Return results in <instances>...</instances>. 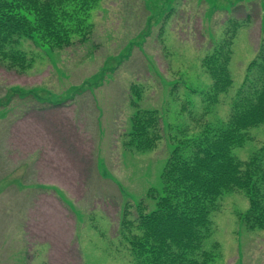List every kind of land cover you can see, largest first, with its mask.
<instances>
[{"label": "rangeland", "instance_id": "1", "mask_svg": "<svg viewBox=\"0 0 264 264\" xmlns=\"http://www.w3.org/2000/svg\"><path fill=\"white\" fill-rule=\"evenodd\" d=\"M89 14L88 40L52 49L21 38L31 68L0 64V264H134L120 227L138 205L154 207L148 193L161 188L172 145L135 148L132 116L157 109L169 129L208 109L225 119L264 39V0H100ZM228 33L232 84L209 106L202 61ZM60 126L77 127L74 165L37 148L51 127L67 142ZM248 136L233 149L240 159L262 146L264 124ZM247 207L242 191L219 197L206 241L219 243L214 264H264V228L243 224Z\"/></svg>", "mask_w": 264, "mask_h": 264}, {"label": "trees", "instance_id": "2", "mask_svg": "<svg viewBox=\"0 0 264 264\" xmlns=\"http://www.w3.org/2000/svg\"><path fill=\"white\" fill-rule=\"evenodd\" d=\"M99 1L0 0V64L18 71L31 68L33 59L15 47L21 38L52 49L88 40L87 18ZM237 24L233 21L229 28L235 30ZM230 33L202 61L212 79L209 89L200 91L209 106L217 104L232 84ZM260 42L225 119L207 118L208 109L169 129L157 109L138 110L132 116L129 143L135 148L154 149L162 138L172 145L161 188L148 193L154 207L147 211L138 205L136 221L123 219L120 227L129 240L134 264H214L219 243L208 246L206 241L210 215L225 192L242 191L248 199L243 224L264 228V142L246 159L233 153L249 139V128L264 124V39Z\"/></svg>", "mask_w": 264, "mask_h": 264}, {"label": "crops", "instance_id": "3", "mask_svg": "<svg viewBox=\"0 0 264 264\" xmlns=\"http://www.w3.org/2000/svg\"><path fill=\"white\" fill-rule=\"evenodd\" d=\"M60 127L64 128V134L68 131L72 135L68 139L67 142L62 141L66 137L64 136L63 138V133L60 129L51 127V128L43 129L46 131H42V133H47L48 137L47 139L45 138V140L43 139V141L39 143V145H37V148L42 153V155L45 156L46 158H50L49 156L52 155L54 161L60 162V161L69 160L74 165L73 160H74L75 155L73 151H71V147L76 143V138L79 139L77 135L78 133L76 129L77 127L76 126H68V127L60 126ZM32 130H33L32 133H34L35 129L33 128ZM36 131L39 132V129L36 128ZM61 141L62 143H60ZM56 167H58V165L56 164L53 165L54 170ZM78 168H81V167H78ZM86 168H89L91 170V173H92L91 177H93V165L90 164ZM72 177H82V172Z\"/></svg>", "mask_w": 264, "mask_h": 264}]
</instances>
